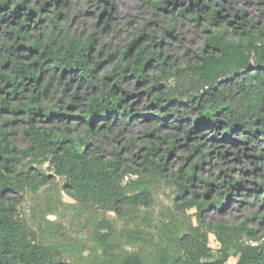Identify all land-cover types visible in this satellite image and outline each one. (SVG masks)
<instances>
[{
  "label": "rangeland",
  "instance_id": "1",
  "mask_svg": "<svg viewBox=\"0 0 264 264\" xmlns=\"http://www.w3.org/2000/svg\"><path fill=\"white\" fill-rule=\"evenodd\" d=\"M17 2L19 0H0V96L9 92L13 104H18L21 97L11 93V86L7 85L3 77L8 74L10 51L7 45L21 46L22 50L19 51L28 53L24 48L27 39L13 40L6 33L18 27L16 21L26 18L23 10L19 11L16 18L11 14ZM26 2L34 7L32 17L24 21L21 27V33L28 39L36 38L44 44L45 33L53 31L51 20L56 15L60 35L84 41L95 33L94 47L87 58V64L95 68L91 80L98 84L117 66L119 58L134 40L138 42L131 51L132 55L140 45L148 44V55H159L166 58L169 64L183 68L187 61L196 58L209 32L220 28L204 19L196 22L189 13H180L185 5L181 0ZM203 3L219 8L222 16L220 25L228 33L233 28L239 31L244 27L250 28L255 34L261 28L264 29V0H202L200 5ZM195 10L198 11V8L192 7V11ZM170 29L172 32H168ZM55 32L58 33L57 30ZM37 53H30V62ZM97 61H100L99 65ZM35 72L40 75V85L48 81L51 83L52 99L44 102L55 105L58 111L66 114L55 119L54 128L59 127L65 132V127H68L67 133L85 135L89 142L88 151L106 159L118 153L121 169L128 166L142 172L138 164L146 151L145 146L149 140L155 141L157 136H151L150 133L161 123L151 115L157 110L152 106L153 99L156 94L165 96V84L174 85L175 82L174 78H170L163 81L164 85L152 88L156 86L155 80L159 75L155 60L146 68L147 77L143 83H139L129 71L122 81L123 88L132 93L128 104H134L131 110L134 115L126 119L129 124L112 117L106 127L96 124L93 127L94 134L87 133L90 126L78 117L91 93L89 82L81 80L77 75L66 74L60 77L53 67L42 71L36 66ZM244 79L248 83L246 75L226 78L221 81L217 91L211 90L210 94L203 97L205 101L212 102L223 95L234 109L233 115H238L242 111L238 102V88ZM106 82L111 85L113 80L107 79ZM26 88L32 90L33 84L27 82ZM176 107L182 112V122L172 120L171 110ZM211 109H205V113L211 112ZM165 110L172 117L166 122L167 125L160 127L159 135L166 134V141L160 143L157 158L160 155L166 156L159 161L165 164L164 174L167 179L181 176L179 181L188 186L183 194H179L175 184L158 180L152 186L153 201L148 207H124L121 214H118L113 210L78 201L64 189V179L56 176L46 162L39 165V168L48 176V183L36 192L24 186L21 200H18L17 194L9 192L6 194L7 201H19L18 214L23 223L40 241L57 246L65 259L76 264H98L101 249L93 238L96 232L106 234L108 241L116 245L117 251L139 250L148 258L154 252L155 245L167 238L162 232L165 225L176 227L193 235L196 241L205 243L211 251L210 260L219 257L225 245L228 246L230 256L227 264H236L239 254L235 248L242 243H257L246 235L245 229L252 231L256 238L264 236V192L260 187L264 182V139L259 134L246 133L243 128L237 129L230 138H225L223 132L226 127L220 122L197 128L198 125L190 122L188 117L190 112L192 116L199 115L204 110L202 106L191 109L185 104L174 102L169 103ZM215 110L212 114L223 119L224 113ZM6 118L15 121L11 126L6 125ZM249 125L257 127L259 123L255 122V117H243V126ZM24 126L21 112L14 117L7 110L0 111V129L14 132L10 140L16 146L17 157L21 156V150L28 145L23 134ZM188 131L191 133L188 134ZM245 136L249 139L245 140ZM197 145L206 152L202 159L194 151ZM28 160L16 161L20 170ZM194 163H198L196 175L193 180H187L182 174ZM36 167V164L29 166L31 172L36 174L35 179H40ZM129 178L135 179L137 176L130 175L125 178V182ZM237 181L241 182L242 187H232L230 199L225 200L224 194L228 192L226 187ZM222 182L225 187H220ZM212 199H220L224 207L218 209L210 205L200 214L197 206L188 205L191 200L209 203ZM217 225L223 229L214 227Z\"/></svg>",
  "mask_w": 264,
  "mask_h": 264
},
{
  "label": "trees",
  "instance_id": "2",
  "mask_svg": "<svg viewBox=\"0 0 264 264\" xmlns=\"http://www.w3.org/2000/svg\"><path fill=\"white\" fill-rule=\"evenodd\" d=\"M169 1L175 2V0ZM181 2L185 5L180 9V13H189L196 22L204 19L215 27L220 26L215 31L209 32L196 58L187 61L181 68L169 64L166 58L159 55H148V44L140 45L137 52L132 55L131 51L138 42L134 40L119 58L117 66L100 84L92 82L95 68L87 64V58L94 47L95 33L84 41L60 35L59 20L56 15L51 20L53 31L45 33L44 44L36 38L28 39L21 33V27L24 21L32 17L34 7L27 4L26 0L15 3L16 6L11 14L16 18L19 11L23 10L26 18L16 21L18 27L9 29L6 33L13 40L27 39L24 48L28 53L19 51L22 50L21 46L7 45L10 51L7 60L8 74L3 77L7 85L11 86V93L21 98L18 104H13L10 102L9 92H6L4 96H0V111L7 110L14 117L19 112L22 113V120L25 123L23 134L27 138L28 145L21 150L20 157L15 156L16 146L10 140L14 132L0 129V264H76L65 259L57 246L40 241L19 218V201L6 199V194L12 192L18 195V200H21L24 186L29 187L32 192L45 186L48 183V176L41 171L39 165L46 162L47 167L56 176L64 179V189L78 201L91 203L105 210H113L118 214H121L124 207H148L153 201L152 186L158 180L175 184L179 194L187 191L188 186L179 181L181 176L177 175L174 179H167L165 176V164L159 159H165L166 156L160 155V158H157L160 143L166 141V134L159 135L160 127L167 125L166 122L172 117L165 110L169 103L185 104L191 109L202 106L204 110L199 115L192 116L190 112L188 117L190 122L198 125L197 128L220 122L226 127L223 132L225 138H230L237 129L243 128L246 133L253 132L264 139V29L261 28L255 34L250 28L244 27L241 31L233 28L228 33L220 25L222 16L217 6H208L204 3L200 5L202 0H181ZM194 6L198 11H192ZM168 32H172V29ZM32 52L38 53L30 62ZM153 60L159 67V75L155 80L156 86L152 88L164 85L163 81H168L170 78H174L175 82L174 85L165 84V96L156 94L153 99L152 106L157 110L151 115L161 123L150 133L151 136L155 134L157 136L154 138L155 141L149 140L145 146L146 151L138 164L142 172L128 166L121 169L118 153L106 159L98 153L88 151L89 142L85 135L67 133L68 127H65V132L59 127L54 128L55 119L66 114L58 111L55 105L44 102L52 99L51 83L48 81L40 85V75L35 72L36 66L42 71L47 67H53L60 77L66 74L77 75L81 80L89 82L91 93L84 110L78 117L90 126L87 133L94 134L93 127L96 124L106 127L112 117L129 124L126 119L134 115L131 112L134 104L131 102L128 104V98L132 93L123 88L122 81L129 71L139 83H143L147 77L146 68ZM96 64L99 65L100 61ZM238 75H246L248 78V83L244 79L238 88V102L242 110L238 115H233L234 109L232 110L223 95L212 102L205 101L203 96L210 94L211 90L217 91L222 80ZM105 79H111L113 83L109 85ZM27 82L33 84L32 90H27ZM209 108H212L211 112L205 113V109ZM214 110H220L217 113L223 112L224 118L218 119L215 113L212 114ZM171 113L172 120L179 122L184 120L178 107L173 108ZM245 116L255 117V122L259 125L244 127ZM14 121L15 119H4V123L10 126ZM39 122L44 123L39 124ZM187 133L190 134L191 131ZM244 139L249 137L245 136ZM194 151L199 153L201 159L206 154L199 145ZM27 158L29 160L20 170L16 161H25ZM30 164L37 165L35 171L41 175L40 179H35L36 174L31 172ZM197 166L198 163L192 164L182 175L187 180H193ZM130 175H136L137 178H129L125 182V178ZM208 184L210 185L209 182ZM219 185L224 186L223 182ZM241 185L240 181L229 184L224 199H230L229 192L232 187L240 189ZM260 187L264 192V182ZM188 205L197 206L200 214L210 205L218 209L224 207L220 199H212L209 203L191 200ZM214 227L223 229L219 225ZM245 230L246 235L257 243L239 244L235 248L239 254L236 264H264V236L256 238L252 231L247 228ZM162 232L167 238L155 245L154 252L148 258L139 250L119 252L116 245L108 241L106 234L96 232L93 238L101 249V259L98 264H227L230 251L226 245L219 257L210 260V249L205 243L196 241L193 235L176 227L169 228L167 225L163 227Z\"/></svg>",
  "mask_w": 264,
  "mask_h": 264
}]
</instances>
